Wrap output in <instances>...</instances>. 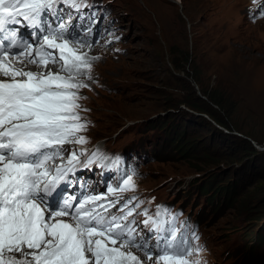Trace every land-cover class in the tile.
Here are the masks:
<instances>
[{
	"label": "rangeland",
	"instance_id": "obj_1",
	"mask_svg": "<svg viewBox=\"0 0 264 264\" xmlns=\"http://www.w3.org/2000/svg\"><path fill=\"white\" fill-rule=\"evenodd\" d=\"M89 1L111 34L89 51L78 146L127 155L143 210L197 225L193 259L264 264V16L251 18L264 0Z\"/></svg>",
	"mask_w": 264,
	"mask_h": 264
},
{
	"label": "snow or ice",
	"instance_id": "obj_2",
	"mask_svg": "<svg viewBox=\"0 0 264 264\" xmlns=\"http://www.w3.org/2000/svg\"><path fill=\"white\" fill-rule=\"evenodd\" d=\"M61 5L76 12L89 7L88 0H0V264H202L193 259L202 251L192 244L199 238L189 235L186 224L176 227L168 210L136 212V197L121 204L120 193L135 191L134 171L108 188L114 200L84 195L55 201L68 174L82 165L80 156L87 165L108 159L97 150L64 147L87 143L79 134L87 129L79 112L88 111L79 103L85 99L80 90L93 79L98 57L89 51L98 39L71 31L65 21L73 12L58 15ZM49 16L59 23L53 26ZM257 16H264V3L251 14ZM95 18L92 13L80 26L83 32L91 31ZM16 25L35 30L34 42ZM140 215L148 234L138 239L136 221L129 218Z\"/></svg>",
	"mask_w": 264,
	"mask_h": 264
},
{
	"label": "bare ground",
	"instance_id": "obj_3",
	"mask_svg": "<svg viewBox=\"0 0 264 264\" xmlns=\"http://www.w3.org/2000/svg\"><path fill=\"white\" fill-rule=\"evenodd\" d=\"M142 2H144V4L145 5H148V6H154V5H156L159 1H161V2H163V0H141ZM160 2V3H161ZM215 7V6H214ZM158 10V13L160 14V11H159V9H157ZM202 12H203V10H202ZM193 13V12H192ZM165 15L167 16V17H170V16H174V15H176V13H175V11L174 10H172V9H170V10H168V8L165 10ZM188 15V14H187ZM186 18V17H185ZM188 20V19H187ZM21 67H24L25 68V70H27V69H30V67L27 65L26 67L23 65V66H21ZM50 67V66H49ZM34 70H37V69H35L34 68Z\"/></svg>",
	"mask_w": 264,
	"mask_h": 264
},
{
	"label": "trees",
	"instance_id": "obj_4",
	"mask_svg": "<svg viewBox=\"0 0 264 264\" xmlns=\"http://www.w3.org/2000/svg\"><path fill=\"white\" fill-rule=\"evenodd\" d=\"M211 117H212V120L214 122H216L219 126H223L224 125V123L222 121H220L217 117H215L213 115ZM180 144L182 145L183 142H180V139H177V140H175V144H174L175 146L174 147L177 148L180 151V153H182L184 144L181 147H180ZM211 187H212V185L209 184V186L206 188L205 192L208 193L210 191Z\"/></svg>",
	"mask_w": 264,
	"mask_h": 264
},
{
	"label": "clouds",
	"instance_id": "obj_5",
	"mask_svg": "<svg viewBox=\"0 0 264 264\" xmlns=\"http://www.w3.org/2000/svg\"><path fill=\"white\" fill-rule=\"evenodd\" d=\"M201 234V233H200ZM201 241V240H200Z\"/></svg>",
	"mask_w": 264,
	"mask_h": 264
}]
</instances>
